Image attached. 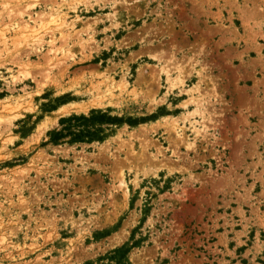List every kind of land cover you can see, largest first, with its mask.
<instances>
[{
    "label": "rangeland",
    "instance_id": "1",
    "mask_svg": "<svg viewBox=\"0 0 264 264\" xmlns=\"http://www.w3.org/2000/svg\"><path fill=\"white\" fill-rule=\"evenodd\" d=\"M0 264H264V0H0Z\"/></svg>",
    "mask_w": 264,
    "mask_h": 264
},
{
    "label": "bare ground",
    "instance_id": "2",
    "mask_svg": "<svg viewBox=\"0 0 264 264\" xmlns=\"http://www.w3.org/2000/svg\"><path fill=\"white\" fill-rule=\"evenodd\" d=\"M63 109H65V108H63ZM28 201V200H27Z\"/></svg>",
    "mask_w": 264,
    "mask_h": 264
}]
</instances>
